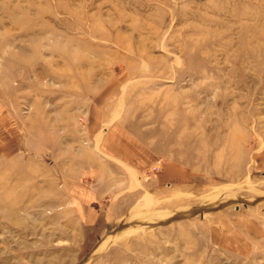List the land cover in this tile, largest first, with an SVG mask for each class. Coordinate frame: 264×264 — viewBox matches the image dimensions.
Segmentation results:
<instances>
[{
	"label": "rangeland",
	"instance_id": "rangeland-1",
	"mask_svg": "<svg viewBox=\"0 0 264 264\" xmlns=\"http://www.w3.org/2000/svg\"><path fill=\"white\" fill-rule=\"evenodd\" d=\"M0 264H264V0H0Z\"/></svg>",
	"mask_w": 264,
	"mask_h": 264
},
{
	"label": "crops",
	"instance_id": "crops-1",
	"mask_svg": "<svg viewBox=\"0 0 264 264\" xmlns=\"http://www.w3.org/2000/svg\"><path fill=\"white\" fill-rule=\"evenodd\" d=\"M115 129V130H114ZM118 126L115 128L112 126L111 129H104L105 133H103V138L101 139V147H107L112 153L114 150H118L121 143H119V139L116 136V130ZM116 131V132H115ZM115 151L113 153H115ZM114 160L119 163H123L124 165H131L130 160L123 155L118 153L113 154ZM120 166V165H118ZM117 169V167H115ZM119 169V168H118ZM100 177L95 176L88 172L87 176L95 177V180L99 182L105 177L104 170L101 171ZM87 172H85L86 174ZM84 175V177H87ZM83 177V174H80L78 178ZM108 184V182H107ZM111 186V185H105ZM94 187V188H93ZM96 186H92L91 188L82 187L80 185H69L68 193L69 195V205L73 206L75 210V214L78 217V221L81 225L88 228H100V230H107L110 228L111 224L118 220L119 211H120V202L108 203L105 208L100 207L99 200L103 195L101 190H97Z\"/></svg>",
	"mask_w": 264,
	"mask_h": 264
}]
</instances>
